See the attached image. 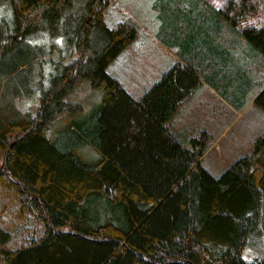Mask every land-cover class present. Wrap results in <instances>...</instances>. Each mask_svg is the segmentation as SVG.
Instances as JSON below:
<instances>
[{
    "label": "trees",
    "instance_id": "trees-1",
    "mask_svg": "<svg viewBox=\"0 0 264 264\" xmlns=\"http://www.w3.org/2000/svg\"><path fill=\"white\" fill-rule=\"evenodd\" d=\"M4 2L13 25L0 27V186L17 204L0 218V264H264L243 257L264 233V132L216 177L202 164L209 131L186 143L171 124L201 83L194 67L176 62L140 98L109 72L139 35L133 21L107 23L117 0ZM219 11L264 55V0H224ZM58 38L80 57H53ZM43 62L39 105L22 109L35 90L16 99L13 79ZM84 79L102 102L78 117L68 97ZM255 104L264 110V89ZM26 211L43 229L14 241L11 222Z\"/></svg>",
    "mask_w": 264,
    "mask_h": 264
},
{
    "label": "crops",
    "instance_id": "crops-1",
    "mask_svg": "<svg viewBox=\"0 0 264 264\" xmlns=\"http://www.w3.org/2000/svg\"><path fill=\"white\" fill-rule=\"evenodd\" d=\"M223 1L183 0L182 5L177 6L174 0H137L130 2V10H122L124 15L119 17L138 25L139 35L134 42L143 44L151 37L152 46L162 55V64L155 69L142 58L141 49L136 51L137 58L124 69L129 78L128 86L134 85L133 75L135 87L146 91L176 62L194 67L198 74L199 68L204 70L206 77L199 74L201 86L220 100L215 114L220 128L214 135L216 142L202 157L203 166L212 174L214 162L208 159L217 148L238 159L252 151L254 139L264 132V110L255 104L257 95L264 89V81H261L264 77L254 71L258 64V50L220 14ZM146 28L150 29L149 32ZM127 49L108 67L120 82L115 63L127 53ZM134 63L139 66L135 67ZM119 68L122 72V66ZM248 92L251 94L249 100L246 99ZM208 100L205 93L202 101ZM245 116L238 132L233 133V127ZM172 127L179 136L173 121Z\"/></svg>",
    "mask_w": 264,
    "mask_h": 264
},
{
    "label": "rangeland",
    "instance_id": "rangeland-1",
    "mask_svg": "<svg viewBox=\"0 0 264 264\" xmlns=\"http://www.w3.org/2000/svg\"><path fill=\"white\" fill-rule=\"evenodd\" d=\"M132 1L136 2L137 0H117V3L115 5L110 6L106 13L107 23L110 26H112L115 23H117L119 20H121L119 18L120 15H124L122 13V10L129 11L130 10L129 3ZM174 1L176 2L177 6H181L183 0H174ZM214 1L220 2L221 0H214ZM1 5L2 6L0 8V27L1 28L5 27L6 24L9 26L13 25V15H12L11 7L10 6L8 7L6 2H4ZM149 30H150L149 28H146V32H149ZM41 40H43L45 44V34ZM41 40H35V41L41 42ZM54 43L57 44L55 49L58 54L57 55L53 54L52 55L53 57H58L62 53L68 54L71 48H73L72 57L74 58L80 57V53L75 49L76 47L74 44L68 45L65 40L58 38L57 40L55 39V42H48V47L50 48L51 45ZM139 49H141L142 51L141 52L142 58L146 62L151 63L155 69L159 68L162 64L161 63L162 55H160L158 51L152 46L151 37H149V39L143 44H138L137 41H135L133 45L129 49H127L128 50L127 53L121 55L120 59H118V61L115 63V65L118 67L117 72L120 75L119 77L121 79L122 84L131 90V93L135 98H140L145 92V90H141L140 87H135L136 78L133 75L131 76V79L132 82H134V85L131 84L128 86V84L126 83L129 78L125 70L126 67L131 65L132 60H135L137 58L136 51H138ZM121 66L123 68L122 72L119 68ZM134 66L138 67L139 64L134 63ZM198 71L200 75L206 77L204 70L199 68ZM254 71L258 73L261 77H264V55L259 51H258V64L255 66ZM48 75H49V67L45 65V62H43L42 64L35 63L32 67L26 70L25 74L22 76L21 79L18 78L13 79L12 83L14 84V87H12V93L14 98L17 99V97H15L16 93L14 94V92L30 93L31 89L35 90L34 92H32V96L19 99L16 103L18 104V107L27 110L31 109L33 112L36 111L40 101L38 96L39 89L37 88L38 86L43 85L42 87L45 89V82L47 81ZM27 81H28V85H30V89H23L22 85L23 83L26 84ZM261 81H264V79H261ZM201 83L194 89L190 97L183 102V104L175 113V116L172 120L176 125L177 130L180 132L179 137L186 143L192 135L197 134L202 129L208 130L211 137L214 138L216 142V138L214 135L216 133V130L220 129L217 127V123L215 121V114L217 113V109H218L217 106L220 105L219 104L220 100L215 94H209L204 89V87L201 86ZM205 93L209 98L208 101H202V97ZM250 95L251 94L249 92L246 94L247 100L250 99L251 97ZM68 99L74 103H80L83 106V111L79 114H76V116L79 117L86 114L95 115V113L98 112L101 106L102 89L93 88L91 82L88 79H84L81 80L80 84L74 89V91L70 94ZM244 120H246V116L233 127L232 129L233 133L238 132L239 125ZM225 121H227V118ZM230 128H232V126ZM215 142H213V144ZM92 154H94V152L91 153L90 155ZM236 158H233V154L221 153L217 148L208 159L209 161L214 162V166L212 168L213 175L216 177L221 175L222 172L226 170L235 161ZM6 188H8V186H4V187L0 186V193H1L0 218L2 217V219L3 216L8 215L12 207L15 204H17V201L15 200L16 195L14 193V190L12 188H8L10 192L13 194L12 195L8 191H5ZM11 223L12 224L10 229L13 233L14 241L15 240L21 241L25 239L29 234L35 233L37 232V230L43 229L42 223L36 220L33 216H31L27 211L22 221L21 219L16 218L15 221H12ZM263 256H264V233L262 234L256 233L252 235L248 245L243 250V257L246 260L250 261Z\"/></svg>",
    "mask_w": 264,
    "mask_h": 264
}]
</instances>
